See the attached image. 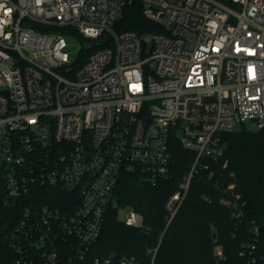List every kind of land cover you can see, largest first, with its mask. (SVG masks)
I'll list each match as a JSON object with an SVG mask.
<instances>
[{
    "label": "built area",
    "instance_id": "built-area-1",
    "mask_svg": "<svg viewBox=\"0 0 264 264\" xmlns=\"http://www.w3.org/2000/svg\"><path fill=\"white\" fill-rule=\"evenodd\" d=\"M128 1L0 0V189L22 205L4 237L12 264H115L86 257L122 173L168 178L175 140L194 154L165 203L168 225L201 161L223 155L222 135L264 129V0H141L160 29L141 36L113 30ZM64 27L95 46L79 67ZM41 187L68 198L42 203ZM121 212L143 227L140 213ZM250 234L241 255L255 264L258 228ZM213 255L223 258L218 245Z\"/></svg>",
    "mask_w": 264,
    "mask_h": 264
},
{
    "label": "trees",
    "instance_id": "trees-1",
    "mask_svg": "<svg viewBox=\"0 0 264 264\" xmlns=\"http://www.w3.org/2000/svg\"><path fill=\"white\" fill-rule=\"evenodd\" d=\"M142 7L141 0L126 2L113 30L139 36L159 32L157 25L144 18ZM32 28L48 30L38 24ZM55 30L71 33L83 42L73 27ZM94 49L95 46L89 50L81 47L75 67ZM222 143L223 155L217 161L204 159L201 162L207 168H196L187 195L168 225L165 203L188 173L194 154L182 149L175 140L170 145L172 162L168 178L153 182L139 172L122 173L114 191L116 206L106 212L87 261L112 256L115 264L122 258L133 259L136 264H251L248 254H241L243 244L250 240V231L257 227L255 264H264V129L251 131L242 127L223 134ZM2 195L0 189V264H12L15 257L4 237L19 220L22 205L9 207L3 203ZM37 196L42 203L55 206H63L68 198L66 193L52 187H41ZM127 207L142 215V228L125 226L120 220L119 213ZM215 245L221 248L223 258L214 257ZM68 254L62 251L60 255Z\"/></svg>",
    "mask_w": 264,
    "mask_h": 264
},
{
    "label": "rangeland",
    "instance_id": "rangeland-1",
    "mask_svg": "<svg viewBox=\"0 0 264 264\" xmlns=\"http://www.w3.org/2000/svg\"><path fill=\"white\" fill-rule=\"evenodd\" d=\"M65 41L67 44L66 51L68 53L69 59L71 62L76 61L81 52L82 43L75 37L72 36H65ZM250 124H246V127H250ZM124 212L119 213V217L122 218Z\"/></svg>",
    "mask_w": 264,
    "mask_h": 264
},
{
    "label": "water",
    "instance_id": "water-1",
    "mask_svg": "<svg viewBox=\"0 0 264 264\" xmlns=\"http://www.w3.org/2000/svg\"><path fill=\"white\" fill-rule=\"evenodd\" d=\"M90 48V44H86L85 46H84V49H89Z\"/></svg>",
    "mask_w": 264,
    "mask_h": 264
}]
</instances>
